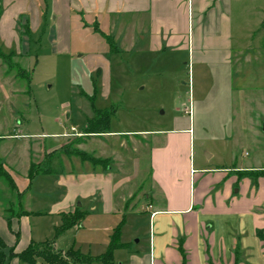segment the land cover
<instances>
[{
    "label": "rangeland",
    "instance_id": "obj_1",
    "mask_svg": "<svg viewBox=\"0 0 264 264\" xmlns=\"http://www.w3.org/2000/svg\"><path fill=\"white\" fill-rule=\"evenodd\" d=\"M229 10L233 55L230 64H200L192 61L185 51L148 52L145 41L140 39L144 33L137 35L134 46L127 38L123 40L118 28L106 26L103 21L101 27L113 36L115 50L99 34L83 30L74 21L73 38L82 39L86 47L99 50L107 62V79L101 76L103 70L99 74L95 70L89 73L80 57L82 49L58 52L48 42V33L40 43L36 42L38 33L32 34L35 42L31 45L29 59L21 63L22 71L29 74L28 79L17 75L11 56L5 62L0 58L5 64L0 65V161L7 166L10 171L7 172L21 184L30 162L40 164L46 154L54 150L60 152L62 146L68 145L105 158L106 164L95 167L96 171L110 170L118 174L120 194L129 197L131 192V204L143 206L148 198L145 195L148 196L154 186L150 176V149L159 143L162 137L159 132L169 129L177 114L191 121L192 168L230 166L232 153L246 160L257 156L256 160L264 165V134L259 132L260 139L255 144L241 140L243 120L248 121V129L243 133L250 138L256 137L250 123L256 128L264 121V31L254 35L264 20V0H230ZM133 34L134 30L130 31L131 37ZM243 92L249 93L250 98L247 119L242 116ZM94 109L109 110V129L124 135L103 137L82 133ZM129 131L142 133L136 136L128 134ZM64 133L67 135L62 136ZM27 134L30 137L24 136ZM49 140L55 144H49ZM60 155L63 175L73 172L74 177L93 169L90 163L81 162L75 156L62 152ZM237 174L252 181L255 174L264 176V169ZM60 180L59 173L38 175L25 196L29 203L26 208L47 209L53 200L61 199L68 185L59 184ZM244 180L239 179L243 189ZM251 186L244 189L245 197L247 191L254 190ZM234 195L238 200L243 196L242 191ZM17 199V191L9 190L0 178L1 205L14 201V209L9 207L7 215L21 212ZM254 214H238L245 225L243 240L250 245L247 244L248 251L238 255L234 264H264V246H261L262 254H258V248L250 243L255 239L252 230L257 225ZM129 216L127 214L121 224V238L132 248L143 249L149 235L147 215ZM122 217L123 209L115 220L86 213L81 226H73L55 236L61 223L59 215H33L29 220L30 233L35 243L53 240L55 250L65 251L71 247L85 253L89 245L97 247L91 244L92 240L105 237V224L115 222V227ZM5 253L8 255V248ZM14 260L11 257L8 264H27Z\"/></svg>",
    "mask_w": 264,
    "mask_h": 264
},
{
    "label": "crops",
    "instance_id": "obj_2",
    "mask_svg": "<svg viewBox=\"0 0 264 264\" xmlns=\"http://www.w3.org/2000/svg\"><path fill=\"white\" fill-rule=\"evenodd\" d=\"M229 1L0 0V50L11 54L16 66L21 69V63L29 59L31 45L35 42L32 34L38 33L36 42L40 43L48 33V42L55 51L72 53L82 49L80 57L89 73L95 70L99 74L103 70L101 76L107 79V62L99 50L86 47L82 39H74L72 35L73 22L76 21L85 31L93 30L103 38L104 35L113 37L102 29L104 21L106 26L118 28L123 40L127 38L134 46L137 45V35L144 33L140 39L145 41L148 52L185 51L192 61L200 64H230L233 55ZM25 21L29 26L28 35L23 29ZM133 30L131 37L129 33ZM0 65L5 64L0 61ZM242 98V116L247 119L249 93L243 92ZM246 122L248 121L243 120L241 127L245 132L248 129ZM250 124L256 137L245 136L242 131L241 140L255 144L259 142V132L264 134V121L258 123L256 128L254 123ZM191 129L190 118L177 114L172 118L171 127L159 132L161 140L150 149V176L154 186L148 196L145 195L148 197L146 203L140 207L131 204V192L128 193L129 197L120 194L121 181L118 180V174L111 173L110 170L96 171L93 168L92 171L81 172L74 177L71 171L67 175H63V171L59 173L62 179L59 184L68 185L66 194L58 201L53 200L47 209L42 207L32 211L29 207L26 208L29 203L25 201V196L31 182L40 174L29 185L27 173L21 184L11 175L17 186V206L21 208V212L27 213L12 214L8 223L1 206L14 209V201H7L6 205L0 203V237L7 247L13 246L18 252L33 241L30 216L59 215L79 208L88 214H100L115 220L123 209L124 217L118 224L126 220L127 214L131 218L147 215L149 235L143 249L132 248L128 241L122 240L121 235L120 240L125 243L126 248L113 251L112 264H234L237 256L248 251L250 245L243 240L245 225L238 214L256 213L254 220L257 225L252 230L255 239L250 243L258 248V254H262L261 246H264V241L257 236V231L264 230V176L255 174L252 177L253 183L247 176L239 177L237 172L261 170L264 165L256 160L257 156L246 160L232 153L230 166L202 165L192 168ZM139 132L141 131H129L128 134L134 133L137 136ZM65 135L67 133L62 134ZM101 135L117 137L124 134L110 130ZM48 143L54 142L49 140ZM259 146L255 145L256 148ZM244 154L247 155L246 152ZM238 178L245 179L244 189L249 184L252 185L251 190L254 189L251 193L247 191L246 197V190L241 187L242 183L239 185ZM235 186L238 188L234 191ZM241 191L243 196L238 200L234 194ZM139 202L138 199L137 203ZM259 221L263 224L258 223ZM114 223L103 226L105 237L92 240L91 244H96L97 247L89 245L84 254L97 256L105 251L110 235L118 225L114 227ZM79 226L81 224L75 227ZM16 232L19 235L17 240ZM14 259L17 261L15 257ZM89 264L103 263L92 261Z\"/></svg>",
    "mask_w": 264,
    "mask_h": 264
},
{
    "label": "trees",
    "instance_id": "obj_3",
    "mask_svg": "<svg viewBox=\"0 0 264 264\" xmlns=\"http://www.w3.org/2000/svg\"><path fill=\"white\" fill-rule=\"evenodd\" d=\"M24 33L28 35L29 26L27 21L23 24ZM43 30V26H42ZM261 31H264V20L260 23V27L255 31L254 35H257ZM105 40L108 42L111 48H114L112 42V37L109 35H104ZM11 54H5L0 50V58L5 62ZM17 75H22L28 79V72L22 71L20 68L16 67ZM110 125V113L109 110L104 109H94V114L87 119L86 126L82 133L86 135L92 134H104L109 133ZM77 140H75L76 142ZM74 142V141H73ZM54 150L51 153L46 154L43 161L40 164L30 163L27 180L28 185L31 180L38 174H50V173H60L63 170V161L61 159L60 153H64L67 156H75L81 162H88L93 168L103 167L107 160L105 158L94 157L78 148L72 146L64 145L61 150ZM250 172V171H249ZM0 178L3 179L4 183L9 190L17 191V186L11 177V175L4 168L3 164L0 162ZM6 211L5 218L9 223L12 214L7 215L10 209L5 208ZM27 213L25 211L19 212L17 214ZM85 211L79 208H75L73 212H61L59 213L61 223L55 231V236H58L66 229L73 226L79 225L84 215ZM121 224H118L110 235V240L107 244L105 251L97 256H91L80 252L78 249L69 248L65 251L53 249V240H44L40 243H35L30 241L28 245L22 250L16 252L13 246L7 247L3 239L0 237V264H8L11 257H15L18 263L35 264L40 261L39 264H89L92 261H100L103 264H112V254L115 249L126 248L125 243L121 242ZM257 236L264 241V230H258ZM19 235L16 232L15 238L18 239ZM5 248H8V255L5 253Z\"/></svg>",
    "mask_w": 264,
    "mask_h": 264
},
{
    "label": "water",
    "instance_id": "obj_4",
    "mask_svg": "<svg viewBox=\"0 0 264 264\" xmlns=\"http://www.w3.org/2000/svg\"><path fill=\"white\" fill-rule=\"evenodd\" d=\"M263 130H264V125H263Z\"/></svg>",
    "mask_w": 264,
    "mask_h": 264
}]
</instances>
